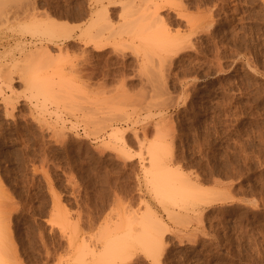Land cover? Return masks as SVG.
Returning <instances> with one entry per match:
<instances>
[{
	"label": "rangeland",
	"instance_id": "rangeland-1",
	"mask_svg": "<svg viewBox=\"0 0 264 264\" xmlns=\"http://www.w3.org/2000/svg\"><path fill=\"white\" fill-rule=\"evenodd\" d=\"M112 1L0 0V223L9 227L0 224L1 234L6 233L0 237L5 240L4 245L0 241L5 251L0 259L7 264H91V255L81 251L112 247L133 223L139 232L147 229L145 238L153 236L152 243L162 245L145 243L143 232L134 229L137 240L123 250L130 258L117 256V243V255H111L117 257L115 264H264V0H170L169 6L164 0H152V5L139 0L150 12L161 4L159 17L165 22H158L160 28L184 39L173 54L122 43L124 19L146 17L149 11L138 14L136 0L129 15L133 3L124 0L130 5L127 15L119 5L123 0ZM111 2L116 6H107ZM105 6L110 16L104 13L103 20L113 23V28L105 24L112 39L100 51L78 35L87 28L103 32L102 18L94 28L87 25L92 13ZM45 21L66 24L69 31H59L60 38L56 30L45 31ZM22 40H38V45L24 46ZM62 78L70 86L64 91ZM49 79L54 93L46 94ZM112 129L120 130L124 141L108 137ZM153 143H160L162 170L172 168L169 172L181 181L185 176L205 200L199 191L187 195L183 190L182 198L178 187L184 186L176 179L168 191L161 173L156 175H162V183H156L159 175L153 174L147 153ZM162 192L181 198L176 204ZM149 209L168 226L159 230L164 234L147 227ZM169 211L178 217L168 216Z\"/></svg>",
	"mask_w": 264,
	"mask_h": 264
},
{
	"label": "bare ground",
	"instance_id": "bare-ground-1",
	"mask_svg": "<svg viewBox=\"0 0 264 264\" xmlns=\"http://www.w3.org/2000/svg\"><path fill=\"white\" fill-rule=\"evenodd\" d=\"M115 1V0H114ZM114 1H112L113 3H114ZM136 0H127V2L129 3H133L132 4V7L126 2V1H122V2H120V0H119V2H120V4L119 5H121L122 6V11H126V14L128 13V9H130L131 10V12H129L130 14L129 15H131L132 14V8L133 9H136L135 7H133L135 4H134V2H135ZM141 1V3L142 2H145L144 0H140ZM140 1L138 0V4H141L140 3ZM147 1V0H146ZM152 1V0H151ZM164 1H166L167 3H168V6H169V2H170V0L169 1H167V0H164ZM219 1V0H218ZM227 1V0H226ZM102 1H100V3H101ZM110 3V4H113V3ZM117 2V1H116ZM124 2H126L125 4H124ZM137 2V1H136ZM172 2V1H171ZM181 2V1H180ZM232 2V1H231ZM146 3H148V2H146ZM152 3H153V1L151 2V5H152ZM173 3V2H172ZM34 4V3H33ZM114 4H116V3H114ZM114 4L113 5H107V6H114ZM128 4V5H127ZM138 4H136L135 6L136 7H138L139 9H138V12H139V10L141 11V13H138V14H142V13H145V12H147L146 10H148L149 11V8L150 7H143L142 6V4H145V3H142L141 4V6H142V9L140 8V5H138ZM155 4V3H154ZM174 4V3H173ZM179 4V3H178ZM177 4V5H178ZM117 5V4H116ZM115 5V6H116ZM126 6V7H124V6ZM138 5V6H137ZM171 5V4H170ZM218 5V4H217ZM107 6H105L104 7V9L103 10H101V11H96V12H93L92 13V15H91V24H90V22H89V25H87V26H89L90 28H92L93 26L95 27V23H97L98 21L100 22L101 20H102V22H101V26H103L104 25V28L105 29H103L102 31L104 32V31H106V32H108V30L109 29H106L107 27H105L106 25L105 24H107V26L109 25V26H111L112 27V25L111 24H113L112 23V21L111 22H108V20H107V23H105L104 22V20H106L107 18H105L104 19V16H103V14L104 13H106V14H104L105 15V17H108V16H110L109 14L107 15V12H108V7ZM114 6V7H115ZM129 6H130V8H129ZM161 4H156V5H154L152 8H153V12H148V15H147V13H146V17L147 16H150V17H147V18H150V20L153 18V23H152V21H150L149 22V19H146V17H145V15H143L142 14V16L141 15H138V17H136L137 15H135V17L136 18H134L133 16H132V18L131 17H129V20H126V19H124V18H122V19H124V25H123V27H121V29L123 30H121L122 32L121 33H119L120 34V36L121 35H123V34H126L127 35V38L125 37V38H121V42L122 43H124V44H126V45H133V44H138V46H141L142 47V49H143V52H144V49H146V50H148V51H146V52H151L152 50H153V53H154V50H156L157 51V49H164V50H166L167 49V52H168V54H169V52H175V51H173L172 49L173 48H176V46H180V44H182L183 43V40L184 39H181V40H179V39H177L176 37H178L179 36V32H178V36H175L174 38L172 37V36H169L170 34H168L169 32V30H167L165 27L162 29V28H160V26H159V24H158V22H161V23H163V22H165L164 20H162L160 17H159V9L161 8ZM181 6V5H180ZM183 6H185V5H183ZM182 6V7H183ZM222 6V5H221ZM113 7V8H114ZM174 7H176V6H174ZM179 7V6H178ZM178 7H176V8H178ZM128 8V9H127ZM143 8L145 9V11L143 12ZM151 8V9H152ZM31 9V8H30ZM110 9V8H109ZM127 9V10H126ZM183 9V8H182ZM34 10V9H33ZM37 10V9H36ZM83 10H85V9H83ZM93 10V9H92ZM116 10V9H115ZM186 10V9H185ZM32 11V10H31ZM90 11V10H89ZM105 11V12H104ZM117 11V10H116ZM182 11V10H181ZM98 12V13H97ZM114 12V11H113ZM44 13H46V12H44ZM124 13V12H123ZM134 13V12H133ZM122 14V13H121ZM121 14H120V16H121ZM125 14V13H124ZM123 14V15H124ZM134 14H137V11H135V13ZM182 14H183V12H182ZM185 14V13H184ZM31 15V14H30ZM128 15V14H127ZM35 16V15H34ZM125 16V15H124ZM139 16H140V18H139ZM191 16V15H190ZM212 16V15H211ZM49 17H50V15H49ZM48 17V18H49ZM126 17V16H125ZM128 17V16H127ZM143 17V18H142ZM192 17V16H191ZM193 17H195V16H193ZM204 17V16H203ZM102 18V19H101ZM111 18V17H110ZM132 19V21H130L131 19ZM179 18H181V16H179ZM198 18V17H197ZM205 18V17H204ZM207 18V17H206ZM101 19V20H100ZM104 19V20H103ZM139 19H141L140 21H138ZM166 19V18H165ZM183 19H184V17H183ZM182 20V19H181ZM186 20V19H185ZM208 20V19H207ZM214 20V19H213ZM48 21V20H47ZM135 21V22H134ZM138 21V22H137ZM188 21V20H187ZM230 21V20H229ZM231 21H233V20H231ZM34 22H35V20H34ZM34 22H32V24L34 23ZM149 22V23H148ZM210 22V21H209ZM42 23V22H41ZM40 23V24H41ZM45 23V25H44V27L47 29V30H45L46 32L47 31H50L51 30V34L52 33H54L53 31H58V35H59V37L61 36L62 38H64L62 35H60V32H61V34H62V32H65L64 34H66V31H69L68 30V26L65 24H59V23H57V22H55V21H50V22H44ZM44 23H42V24H44ZM94 23V24H93ZM151 23V24H150ZM185 23H186V21H185ZM202 23V22H201ZM103 24V25H102ZM166 23H164L163 25H165ZM189 24V23H188ZM31 25V23L29 24V26ZM151 25H153L152 27H151ZM156 25V26H155ZM200 25V24H199ZM34 26H36V24L34 25H31V27L32 28H35ZM65 26H67L66 28V30H65ZM96 26H98V25H96ZM99 26H100V23H99ZM116 26V25H115ZM118 26V25H117ZM120 26H121V24H120ZM192 26V25H191ZM195 26V25H194ZM194 26H192V27H194ZM93 27V28H94ZM44 28V29H45ZM110 28V27H109ZM113 28V27H112ZM115 28V27H114ZM153 28V29H152ZM83 29H85L84 27H83ZM88 29V28H87ZM86 29V31H81V34L80 35H78V36H80L79 37V39H81L82 40V38H84L85 39V41H87V42H89V43H92L93 45H94V49L96 48V50H100V51H102L105 47L107 48V45H111V44H109V43H111L110 41H109V39H112L111 37V35H110V33H109V35L110 36H108V35H104V33L102 32L101 33V29H97V31L96 30H94V31H96L95 33H92L89 29L87 30ZM126 29V30H125ZM166 29V30H165ZM169 29V28H168ZM190 29H193V28H190ZM112 30H114V29H112ZM128 30V31H127ZM60 31V32H59ZM119 30H115L114 31V34H116V32H118ZM72 32H74V31H72ZM83 32V33H82ZM113 32V31H112ZM123 32H125V33H123ZM171 32V31H170ZM209 33V32H208ZM50 34V35H51ZM56 34V33H55ZM55 34H53L54 36H57V35H55ZM63 34V35H64ZM68 34V33H67ZM118 34V33H117ZM118 34V35H119ZM189 34V33H188ZM196 34V33H195ZM194 34V35H195ZM49 35V34H48ZM68 35H70V33L68 34ZM68 35H64L65 36V38L66 39H69L71 36H68ZM118 35H116V36H118ZM192 35V34H191ZM52 36V35H51ZM51 36H50V38H51ZM114 36V35H113ZM188 36V35H187ZM190 36V35H189ZM189 36H188V38H189ZM197 36V35H196ZM58 37V38H59ZM60 37V38H61ZM122 37V36H121ZM180 38H182L181 36H179ZM178 37V38H179ZM38 38V37H37ZM53 38H55V37H53ZM58 38H56V39H58ZM187 38V37H186ZM195 38V37H194ZM215 38V37H214ZM65 39V40H66ZM196 39V38H195ZM123 40V41H122ZM23 41V40H22ZM180 41H182V42H180ZM190 41V40H189ZM210 41V40H209ZM37 42H38V40H37ZM37 42H35V41H31V42H27V41H23V43H24V46L26 45H32V46H37L38 44H37ZM46 42H48V41H46ZM80 42V41H79ZM192 42V41H191ZM199 42V41H198ZM22 43V44H23ZM83 43L85 44V46H87L86 45V43L83 41ZM89 43H88V45H89ZM128 43V44H127ZM196 43V42H195ZM215 43V42H214ZM232 43V42H231ZM40 44V43H39ZM42 44V43H41ZM49 44V43H48ZM55 44V43H54ZM61 44H63V43H61ZM216 44V43H215ZM51 45V44H50ZM60 45V44H59ZM123 45V44H122ZM125 45V46H126ZM214 45V44H213ZM92 46V45H91ZM108 46V47H109ZM124 46V45H123ZM134 46V45H133ZM178 46V47H179ZM30 47V46H29ZM61 47V45L59 46V48ZM115 47V46H114ZM120 47V46H119ZM181 47V46H180ZM179 47V48H180ZM187 47V46H186ZM193 47V46H192ZM66 48V47H65ZM110 48V47H109ZM131 48V47H130ZM136 48V47H135ZM178 48V49H179ZM24 49L25 48H23V50L22 51H24ZM63 48H61L60 50H62ZM93 49V50H94ZM134 48H132V50H133ZM181 49H183V48H181ZM228 49V48H227ZM28 50V49H27ZM50 49L49 48H47L46 49V52L48 53V54H50V51H49ZM63 50H65V49H63ZM150 50V51H149ZM175 50V49H174ZM219 50V49H218ZM163 51V50H162ZM115 52V51H114ZM121 52V51H120ZM124 51H122L121 53H123ZM159 52V51H158ZM179 52V51H178ZM217 52V51H216ZM85 53V52H84ZM117 53V52H116ZM115 53V54H116ZM160 53V55H161V51L159 52ZM158 53V54H159ZM166 53V52H165ZM164 53V51H163V54H165ZM176 53V52H175ZM174 53V54H175ZM118 54V53H117ZM120 54V53H119ZM150 54V53H149ZM162 54V55H163ZM167 54V53H166ZM167 54V55H168ZM173 54V53H172ZM154 55V54H153ZM47 56V55H46ZM120 56H121V54H120ZM170 56V55H169ZM86 57V56H85ZM161 57V56H160ZM163 57V56H162ZM161 57V58H162ZM165 57H166V55H165ZM165 57H163V58H165ZM170 57H172V56H170ZM144 58V57H143ZM148 58V57H147ZM160 58V59H161ZM51 59H53V58H51ZM56 59V58H55ZM86 59V58H85ZM170 59V58H169ZM167 59V61H169L170 62V60H172V59ZM248 59V58H247ZM158 60V59H157ZM148 61H150L149 59H148ZM163 62L164 61H166L165 59H163L162 60ZM213 61H215V59L213 60ZM242 61V60H241ZM86 62V61H85ZM88 62V61H87ZM160 62H161V60H160ZM159 62V63H160ZM223 62V61H222ZM252 62V61H251ZM61 63V62H60ZM168 63V62H167ZM171 63H172V61H171ZM171 63H169V64H171ZM218 63H219V61H218ZM245 63V62H244ZM89 64V63H88ZM162 64H164V63H162L161 62V64L160 65H162ZM217 64V63H216ZM250 64V63H249ZM159 65V66H160ZM165 65V64H164ZM164 65H162V66H164ZM159 66H157V67H159ZM161 66V68H163ZM155 67H156V64H155ZM165 67V66H164ZM221 67V66H220ZM254 67V66H253ZM77 68V67H76ZM167 68H169V67H167ZM166 68V70L167 71H169L168 69ZM255 68H257V67H255ZM254 68V69H255ZM75 69V68H74ZM140 69H141V67H140ZM157 69V68H156ZM154 70V71H156L157 72V70ZM164 69V68H163ZM215 69V68H214ZM221 69V68H220ZM142 70V69H141ZM258 70V69H257ZM83 71V70H82ZM161 71V70H160ZM163 71V70H162ZM208 71V70H207ZM217 71V70H216ZM223 71V70H222ZM141 72V71H140ZM166 72V71H165ZM250 72V71H249ZM74 73H75V70H74ZM110 73V72H109ZM158 73H160L159 71L157 72V75H159ZM162 73V72H161ZM164 73V72H163ZM162 73V74H163ZM217 73V72H216ZM223 73V72H222ZM262 73V72H261ZM78 74V73H77ZM76 75V74H75ZM88 75V74H87ZM90 75V74H89ZM169 75V74H168ZM206 75V74H205ZM264 75V74H263ZM91 76V75H90ZM93 76V75H92ZM159 76H161V75H159ZM158 76V77H159ZM77 77L79 78V76L77 75ZM106 77V76H105ZM163 77H165V76H163ZM86 78H88L89 79V76L88 77H86ZM152 78V77H151ZM159 78H162V77H159ZM177 78V77H176ZM62 79H64V78H62ZM67 79V78H66ZM91 79V78H90ZM89 79V80H90ZM163 79V78H162ZM161 79V80H162ZM178 79V78H177ZM87 80V79H86ZM88 80V81H89ZM262 80V79H261ZM79 81H81V80H79ZM82 81H83V79H82ZM85 81V80H84ZM153 81V79L151 80V82ZM156 81H158V82H161V81H159V80H156ZM47 83H48V88L47 87H45V89H46V91H45V93L47 94V92H51L52 91V88H51V86L53 85L54 86V84H52V81L50 82V79H49V82L48 81H46ZM45 82V85H43V86H46V83ZM66 82H67V80H66ZM65 82V79H64V81H62L61 82V84H59V86L58 87H60V85H61V89H62V91H64V90H66V89H68V88H70V86L69 87H67V85L65 84L66 83ZM149 82V81H148ZM163 82V81H162ZM49 83H51V84H49ZM68 83V82H67ZM70 83H74V82H70ZM85 83H87V82H85ZM98 83V82H97ZM100 83V82H99ZM98 83V84H99ZM153 83V82H152ZM166 83H168V82H166ZM166 83H164V84H166ZM178 83V82H177ZM91 84V83H90ZM102 84V83H101ZM163 84V83H162ZM164 84L161 86V87H163L162 89H164L165 88V90H166V87H167V85H165L166 87H164ZM257 84V83H256ZM34 85V84H33ZM38 85H40L39 83H38ZM70 85V84H69ZM76 85V84H75ZM89 84H86V86H88ZM103 85H104V83H103ZM148 85H150V87H151V83L149 82L148 83ZM154 85V84H153ZM152 85V86H153ZM186 85V84H185ZM35 87H36V85H34ZM41 86V85H40ZM40 86H38V87H40ZM50 86V87H49ZM52 86V87H53ZM83 86V85H82ZM102 86V85H101ZM100 85H99V87H101ZM157 86V85H156ZM189 86V85H188ZM90 87V86H89ZM103 87H105V86H103ZM181 87V86H180ZM251 87V86H250ZM257 87V86H256ZM41 88L43 89L42 90V92H44V88L41 86ZM40 88V89H41ZM49 88H51V89H49ZM78 88V85L76 86V88H75V90H77V91H81V88L78 90L77 89ZM135 88V87H134ZM152 88V87H151ZM156 88V87H155ZM185 88V87H184ZM83 89V88H82ZM95 89H96V87H95ZM98 89V88H97ZM103 88H100V90H102ZM105 89H107L106 87H105ZM104 89V90H105ZM251 89V88H250ZM92 90V89H91ZM104 90H102V91H104ZM141 90V89H140ZM140 90H138V92H140ZM157 90V89H156ZM167 90H168V87H167ZM57 91H60V90H58L57 89ZM62 91H60V92H62ZM79 91V92H80ZM86 91V90H85ZM111 91V90H110ZM123 91V90H122ZM142 91V90H141ZM154 91H155V89H154ZM53 93H54V90L52 91ZM56 92V91H55ZM94 92V91H93ZM106 92H108L107 90H106ZM153 92V91H152ZM166 92V91H165ZM170 92V91H169ZM168 92V94L169 95H171L170 93ZM44 93V94H45ZM53 93H51L52 95H54ZM124 93V92H123ZM162 92H160V94H161ZM48 94H50V93H48ZM84 94V93H83ZM89 94H90V92H89ZM94 94V93H93ZM97 94V93H96ZM142 94V93H141ZM98 95V94H97ZM101 95H103L102 93H101ZM105 95V94H104ZM167 95V94H166ZM165 94H164V96H166ZM168 95V96H169ZM47 96V95H46ZM48 96H50V95H48ZM47 96V97H48ZM62 96V95H61ZM51 97V96H50ZM169 99H170V97H169ZM171 101V100H170ZM177 104V103H176ZM262 105V104H261ZM87 111V110H86ZM86 111H85V113H86ZM91 112V111H90ZM92 113V112H91ZM93 114V113H92ZM88 116H90V113L88 114ZM130 116V115H129ZM125 118V117H124ZM257 118H258V116H257ZM101 122H104V121H101ZM99 123H100V121H99ZM137 124V123H136ZM103 125V124H102ZM144 125V124H143ZM147 125V124H146ZM109 126V125H108ZM141 126V125H140ZM143 127V126H142ZM145 128V127H144ZM264 128V127H263ZM147 129H148V127H147ZM125 130V129H124ZM127 130V129H126ZM133 131H134V129H132ZM131 130V134L133 135V131ZM142 130V129H141ZM144 130V129H143ZM145 130H146V128H145ZM145 130H144V133H145ZM112 131H113V129H112ZM112 133V135H110ZM121 133V135L123 134L122 132H120V130H114L113 132H110V136H108V137H111V139L112 138H114L115 139V142L116 141H118V142H120V141H124V137H123V135H122V137L121 138H119V134ZM125 133V132H124ZM135 135H137V132H136V130H135ZM131 136V135H130ZM116 139H118V140H116ZM119 139H120V141H119ZM136 139H139V138H136ZM250 139V138H249ZM246 140V139H245ZM105 141V140H104ZM103 141V142H104ZM111 141V140H110ZM113 142V141H112ZM126 142V141H125ZM125 142H123L124 144H125ZM138 142V141H137ZM140 142V141H139ZM212 142V141H211ZM210 143V142H209ZM245 143H246V141H245ZM262 143V142H261ZM108 144H111L109 141H107V146H108ZM141 144H142V142H141ZM158 144H160V143H156V145H154V143H153V145L151 144V146L149 147V148H147L148 150H147V153H149V158H151V160H149V159H147V160H149V162L151 163V161H152V170H153V174L155 175V177H157L160 173L162 174V175H165L164 177V180H163V183H162V181H161V176L162 175H159V177L157 178V180H156V183H158V181L159 182H161L162 184H164V183H166L165 185H167L166 187L168 188V191L172 188H170V186L172 185V183H174L175 182V184L178 182V184H182L184 187H178L181 191V197H182V192H183V190H186V193H185V191L183 192L184 194H189V195H191L190 194V192L189 191H193V194H195L196 192L198 193V191H199V199L202 201V200H205L206 198H205V196L202 194L203 193V191L200 189V188H198V186H197V188H194V186H192L193 184H188L189 182L186 180V177L184 176V179H183V175L181 176H179L180 177V179L182 178L183 180L181 181V180H178L179 178H175L174 179V176H173V173H171L172 171H170L169 172V170H171V169H169V170H162V167L163 166H161V163H160V159H161V157H159L160 155H159V148L160 147H158L159 145ZM208 144V143H207ZM260 144V143H259ZM158 145V146H157ZM165 145V144H164ZM254 145V144H253ZM161 146H163V145H161ZM238 146V145H237ZM255 146V145H254ZM104 147V146H103ZM109 147V146H108ZM111 147H113V146H110V148ZM114 147H116V146H114ZM113 147V148H114ZM144 147V146H143ZM169 147V146H168ZM172 147V146H171ZM128 148H130V147H128ZM116 149V148H115ZM122 149V148H121ZM161 149V148H160ZM126 150V149H125ZM125 150H123V151H125ZM162 150H164V149H162ZM168 150V149H167ZM167 150H166V152H167ZM118 151V150H117ZM122 151V150H121ZM244 151V150H243ZM264 151V150H263ZM119 152V151H118ZM126 152H127V150H126ZM129 152V151H128ZM128 152L126 153V155L128 154ZM164 152V151H163ZM124 153V152H123ZM123 153H120V154H123ZM143 153V152H142ZM142 153H141V155L140 156H142ZM174 153V152H173ZM237 153H239V152H237ZM241 153V152H240ZM235 154V153H234ZM124 155H125V153H124ZM132 155H134V154H132ZM161 155H165V154H161ZM236 155V154H235ZM246 155V154H245ZM254 155V154H253ZM123 156V155H122ZM128 156V155H127ZM126 156V158L128 159V157L130 156H128L127 157ZM136 156V155H135ZM144 156H147V155H143V157ZM239 156H240V154H239ZM131 157V156H130ZM129 157V158H130ZM249 157V156H248ZM239 158V157H238ZM244 158H246V157H244ZM174 159V158H173ZM241 159V158H240ZM263 159V158H262ZM129 160V159H128ZM162 160V159H161ZM233 160V159H232ZM231 160V161H232ZM235 160V159H234ZM236 165H237V163H236ZM233 166V165H232ZM244 167V166H243ZM170 168V167H169ZM249 168V167H248ZM168 169V168H167ZM162 170V171H161ZM160 171V172H159ZM236 171H238V170H236ZM248 171V170H247ZM157 173H159L158 175H156ZM175 173H177V172H175ZM177 175V174H176ZM234 175V174H233ZM239 176V175H238ZM244 176V175H243ZM154 177V178H155ZM172 179H171V178ZM240 177V176H239ZM163 178V177H162ZM190 178V177H189ZM248 178V177H247ZM158 179H160V180H158ZM175 181H174V180ZM166 180V181H165ZM190 180V179H189ZM174 181V182H173ZM185 181H187V182H185ZM191 181V180H190ZM181 182V183H180ZM187 183V184H186ZM194 183V182H193ZM162 184L160 185V188L162 187ZM157 185H159V184H157ZM193 187H191V186ZM176 186V185H175ZM263 186H264V184H263ZM195 187H196V185H195ZM159 188V187H158ZM163 188H165L164 186H163ZM262 187H260V189H261ZM264 189V188H263ZM257 190V189H256ZM263 191V190H262ZM161 192V191H160ZM215 192H217V191H214L213 193H215ZM164 195H167L168 194V192H162ZM196 193V194H197ZM221 193V192H220ZM220 193H218L217 192V194H218V196H219V194ZM207 194V193H206ZM210 194V193H209ZM209 194H207V195H209ZM222 194V193H221ZM225 194H227L226 192H225ZM222 195H224V193L222 194ZM263 195V194H262ZM168 196H169V194H168ZM184 196H186V195H184ZM183 196V197H184ZM201 196H204V198L203 199H201ZM212 196V195H211ZM210 196V197H211ZM217 196V195H216ZM216 196H213V197H215L216 198ZM221 196V195H220ZM228 197H231V196H229V195H227ZM180 197V198H181ZM182 197V198H183ZM208 197V196H207ZM224 196H222V198H223ZM226 197V196H225ZM262 197V196H261ZM169 198H170V196H169ZM168 198V200H171V201H173L172 199L174 198H172V196H171V198L169 199ZM180 198L178 199V200H180ZM212 198V197H211ZM175 199V198H174ZM221 199V198H220ZM236 199V198H235ZM261 199V198H260ZM178 200H176L175 199V201H173V202H176V204L178 203L177 201ZM219 200V199H218ZM222 200H224V199H222ZM231 200V199H230ZM234 200V199H233ZM238 200H240V199H238ZM262 200V199H261ZM201 201H200V203H201ZM210 201H212V200H210ZM216 201V200H215ZM221 201V200H220ZM227 201V200H226ZM263 201V200H262ZM181 202V201H180ZM213 202V201H212ZM211 202V203H212ZM233 202V201H232ZM209 203V202H208ZM207 203V204H208ZM221 203H222V201H221ZM263 203H264V201H263ZM172 204V203H171ZM204 204V203H203ZM210 205V204H209ZM239 205V204H238ZM241 205V204H240ZM257 205H258V203H257ZM178 206V205H177ZM242 206V205H241ZM261 206H263V205H261ZM253 207H255V206H253ZM238 208V207H237ZM242 208V207H241ZM244 208V207H243ZM251 209V208H250ZM150 210V209H149ZM151 211V212H150ZM150 211H148V213H147V218L145 217V220H147V227H149V228H151L153 231H154V233H159V234H164V231L166 230V228H168V226L166 227V224L165 223H163V221H161V219H159L157 216V214H155V212H153L152 210H150ZM168 211V210H167ZM252 212V211H251ZM255 212V211H254ZM260 212V211H259ZM263 212V211H262ZM134 213V212H133ZM133 215V214H132ZM140 215V214H139ZM138 215V216H139ZM157 215V216H156ZM173 215H175V216H177L178 217V214L176 213L175 214V212H170L169 211V213H168V216H173ZM255 215V214H254ZM145 216V215H144ZM167 216V215H166ZM181 216H183V215H181ZM193 216V215H192ZM136 217H137V214H136ZM141 217V216H140ZM139 217V218H140ZM180 217V216H179ZM186 217H188V215H186ZM134 218H135V215H134ZM139 218H137V219H135V222H136V220H138V223H140V225H144V226H142L141 228L143 229V227L145 228V224L143 223V221L140 219L139 220ZM263 218V217H262ZM0 219H1V217H0ZM143 219H144V217H143ZM127 220H128V218H127ZM145 220H144V222H145ZM3 221V220H2ZM141 221V222H140ZM173 221V220H172ZM148 222L150 223V224H148ZM5 223V222H4ZM121 224H122V222H120ZM129 223H131L130 221H128V223L126 222V225L127 224H129ZM141 223H143V224H141ZM0 224H2V223H0ZM121 224H119V222H118V224L117 225H121ZM165 224V225H164ZM4 225L5 224H2V226L4 227ZM139 225V224H138ZM2 226H0L1 228H0V234L2 233V231H1V229H2ZM122 226V225H121ZM132 226V227H131ZM8 226H6L5 225V228H7ZM119 227V226H118ZM127 227V226H126ZM164 227H166V228H164ZM4 228V231H7L6 229ZM117 228V227H116ZM121 228V227H120ZM164 229V231L163 230H161V231H159L160 229ZM8 229H9V227H8ZM128 229V228H127ZM130 231H127V232H122V234H119V235H117V237H116V239L115 240H117V239H119L118 241H116L117 243H118V247H116L115 248V252L117 251V252H119V249L121 248V250H120V252H119V254L117 255L116 253H114L113 252V247H114V245L115 244H117V243H115V244H113V243H111V245H113L112 247L108 244V242L107 243H105V244H108L107 246H105L104 245V249L102 250V251H100V252H98V251H96V250H88L87 252H83V251H81L82 253V255H85V254H90L91 256V258L93 259V262H90L91 264H109L111 261H112V258L113 257H111V255H117L119 258H120V256L123 258L124 257V260H126L127 258H130V257H128V255H126L125 253H124V251L127 249V250H129L128 248H130L131 246H133V242L134 241H136L137 240V235H136V231L134 230V229H137V228H135L134 227V224L133 223H131L130 224ZM3 230V229H2ZM116 230H120L119 228L118 229H116ZM116 230H114V231H116ZM138 230V229H137ZM147 230V229H146ZM146 230H144L143 229V231H141V229H140V232H139V230H138V232L139 233H144ZM170 230H172L171 228H170ZM157 231V232H156ZM163 231V232H162ZM8 232V231H7ZM152 232V231H151ZM167 232H168V230H167ZM9 233V232H8ZM142 233V236H144L143 238H145V233L143 234ZM146 234H147V232H146ZM2 235H4V232H3V234H1V238L2 237H4V236H6V233H5V235L4 236H2ZM138 236H140V235H138ZM160 236V235H159ZM105 237V236H104ZM115 237V236H114ZM114 237L112 238V240H113V242L115 241L114 240ZM147 237L148 238H145V243H149L150 242V244H156V245H158L157 243H152V242H156V239L155 238H153V236H148L147 235ZM5 238V237H4ZM4 238H2V239H4ZM150 238H152V239H154V241L152 240V239H150ZM157 238V237H156ZM2 239H0V241L2 240ZM148 239H150V241L148 240ZM138 240H142V242H143V239H141V236H140V239H138ZM146 240L148 241V242H146ZM152 240V241H151ZM3 241V240H2ZM1 241V242H2ZM5 241V240H4ZM4 241L2 242V244L1 245H4L3 243H4ZM6 241H7V239H6ZM112 242V241H111ZM138 242V241H137ZM141 241H139V243H140ZM86 243V242H85ZM109 243H110V241H109ZM138 243V244H139ZM160 244V247H161V245H162V243H161V241L159 242ZM150 244H149V246H150ZM0 245V246H1ZM87 245V244H86ZM89 245V244H88ZM88 245H87V247H88ZM155 245V247H158V246H156ZM165 245V244H164ZM140 246H143V244H140ZM146 246H148V245H145L144 247H145V249H146ZM163 247V246H162ZM1 248V247H0ZM83 248V247H82ZM149 248V247H148ZM166 248V247H165ZM164 248V249H165ZM78 249V248H77ZM118 249V250H117ZM144 248H143V250H145ZM156 248H153V249H149V250H151V252L153 253L154 251L153 250H155ZM84 250V249H83ZM124 250V251H123ZM157 250V249H156ZM123 251V253H121ZM131 251V250H130ZM0 252H2L3 254L5 253V251H4V249H3V246H2V248H1V250H0ZM127 252V251H126ZM148 252V251H147ZM151 252H149L148 253V256H151V255H153V254H157V256L159 255L158 254V252H155V253H151ZM163 252V251H162ZM83 253H85V254H83ZM114 253V254H113ZM120 253L121 254H123V255H125V256H122V255H120ZM151 253V254H150ZM109 254H110V257H109V259H111L110 260V262H109V259H108V256H109ZM129 254V253H128ZM6 255V254H5ZM115 255V256H116ZM167 255V254H166ZM115 256H114V258L113 259H117V257L115 258ZM3 257H5V256H3L2 255V258ZM84 257H86V256H84ZM126 257V258H125ZM167 257V256H166ZM264 257V256H263ZM0 258H1V256H0ZM121 258V259H122ZM154 258V257H153ZM160 258V257H159ZM5 259V258H4ZM2 260V261H1ZM118 260H120V259H118ZM153 260V259H152ZM157 260V259H156ZM6 261V260H5ZM117 261V260H116ZM154 261V263H156L155 262V259L153 260ZM2 262H4L3 261V259H0V264H3ZM113 263L115 262V261H112ZM122 262V261H121ZM160 262H161V260H160ZM5 263V262H4ZM153 263V262H152ZM158 263V262H157ZM156 263V264H157ZM5 264H7V262L5 263ZM115 264V263H114ZM118 264V263H117Z\"/></svg>",
	"mask_w": 264,
	"mask_h": 264
}]
</instances>
